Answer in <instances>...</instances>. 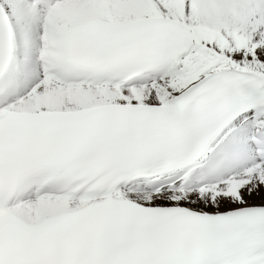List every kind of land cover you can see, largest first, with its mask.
<instances>
[{
    "label": "snow or ice",
    "instance_id": "6c2138e0",
    "mask_svg": "<svg viewBox=\"0 0 264 264\" xmlns=\"http://www.w3.org/2000/svg\"><path fill=\"white\" fill-rule=\"evenodd\" d=\"M0 264H264V0H0Z\"/></svg>",
    "mask_w": 264,
    "mask_h": 264
}]
</instances>
